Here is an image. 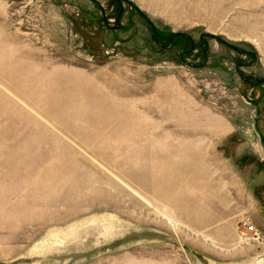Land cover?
I'll return each instance as SVG.
<instances>
[{
	"label": "rangeland",
	"instance_id": "374dc122",
	"mask_svg": "<svg viewBox=\"0 0 264 264\" xmlns=\"http://www.w3.org/2000/svg\"><path fill=\"white\" fill-rule=\"evenodd\" d=\"M0 264H264V0H0Z\"/></svg>",
	"mask_w": 264,
	"mask_h": 264
},
{
	"label": "bare ground",
	"instance_id": "6f19581e",
	"mask_svg": "<svg viewBox=\"0 0 264 264\" xmlns=\"http://www.w3.org/2000/svg\"><path fill=\"white\" fill-rule=\"evenodd\" d=\"M103 217V216H102ZM102 219H104V217L102 218ZM105 219H106V216H105ZM108 219H110V217H108ZM93 220V219H92ZM99 220V219H98ZM101 220V219H100ZM91 223V222H90ZM75 227V226H74ZM73 226H70V230L71 231H73L72 229L74 228ZM69 229V228H68ZM58 230V229H57ZM75 231V230H74ZM58 232V231H57ZM56 231H54V232H50V235L49 236H52V237H55L54 235H56V234H58L57 235V239H59L61 242L62 241H64L65 240V238L68 236V235H70V234H68L69 232H66V231H64V230H62L61 229V232L60 233H57ZM73 234H74V232H73ZM67 235V236H66ZM65 237V238H64ZM61 242H59V241H56V243H58V244H60ZM65 242V241H64ZM63 244V243H62ZM61 244V245H62Z\"/></svg>",
	"mask_w": 264,
	"mask_h": 264
},
{
	"label": "built area",
	"instance_id": "2783aa9c",
	"mask_svg": "<svg viewBox=\"0 0 264 264\" xmlns=\"http://www.w3.org/2000/svg\"><path fill=\"white\" fill-rule=\"evenodd\" d=\"M249 229L254 231V227L253 226H249Z\"/></svg>",
	"mask_w": 264,
	"mask_h": 264
}]
</instances>
